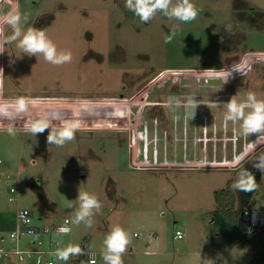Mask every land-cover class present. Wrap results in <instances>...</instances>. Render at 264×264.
<instances>
[{"label":"rangeland","instance_id":"1","mask_svg":"<svg viewBox=\"0 0 264 264\" xmlns=\"http://www.w3.org/2000/svg\"><path fill=\"white\" fill-rule=\"evenodd\" d=\"M191 2L200 10L192 22L157 13L142 23L127 10L126 0H0V41L12 34L7 13L18 9L29 17L25 30L43 29L58 50L72 53L70 63L56 66L42 55L22 53L15 43L0 47V121L28 122L46 114L58 116L52 119L56 122L130 118L131 125L136 114L126 109L127 103L145 111L147 98L201 96L195 117H184L178 127L173 115L164 112L186 116L191 106L176 101L150 109L167 115L158 142L151 138L152 128L131 141L128 131L81 127L75 140L57 147L47 143L50 130L34 136L14 127L16 135L10 136L0 126V236L5 244L17 212L26 208L37 225L70 217L71 231L60 236L61 248L87 244L96 264H104L103 240L115 225L132 236L124 264H249L250 244L228 243L213 218L216 191L235 181L242 169L255 170L256 154L264 151V143L255 141L244 151L246 139L264 141V134L245 137L240 121H224V104L232 95L237 102H245L249 92L264 100V0ZM229 24L233 34L225 31ZM208 71L214 94L206 89ZM21 96L29 98V107L16 113L15 100ZM138 120L144 127L147 117ZM134 146L140 161L152 164L134 166ZM233 149H238L237 163L210 164L223 151L232 160ZM159 160L161 165L153 163ZM258 185L247 204L238 191L239 208L264 209V173ZM78 191L96 195L102 204L92 227L73 222ZM177 229L185 232L183 238L176 237ZM0 264L34 262L8 256Z\"/></svg>","mask_w":264,"mask_h":264},{"label":"clouds","instance_id":"2","mask_svg":"<svg viewBox=\"0 0 264 264\" xmlns=\"http://www.w3.org/2000/svg\"><path fill=\"white\" fill-rule=\"evenodd\" d=\"M125 7L127 10L138 17L142 23H149L157 13L163 14L168 19H174L181 23L194 21L199 15V9L191 0H126ZM28 15L21 14L16 9L7 13L5 23L12 29V34L0 41V47L16 44L22 53L29 56L42 55L44 60L56 66H62L72 61V53L68 50H58L57 45L47 36L45 30L36 27H27L25 30L22 26L28 23ZM225 31L233 34L232 25H226ZM175 32L165 37V43H170ZM3 52V51H0ZM239 71V69H233ZM207 71V70H206ZM227 82V81H226ZM225 82V83H226ZM176 102L175 97H169L168 103ZM29 98L18 97L15 100V112L23 113L28 110ZM191 107L186 111V118L191 119L195 116V109L199 103L190 97L187 101ZM226 113L224 121L227 123L240 121V134L248 137L250 135L264 134V100H258L255 93L249 92L245 102H237L234 96L224 104ZM246 109L248 111L246 112ZM52 119H59L58 116L49 118L48 115H42L40 118L30 120L25 123L24 129L31 135L43 134L48 131V145L62 147L65 143L75 140L76 132L81 129L82 125L79 120H61L59 125H54ZM174 119H180L174 116ZM6 130L10 136H15L14 126L9 124ZM253 166L261 173H264V154L259 155L254 161ZM259 185L252 172L245 168L238 172L231 188L234 191L250 193L258 189ZM78 204L74 223L79 225L84 222L87 227H92L94 214L99 213L102 204L98 197L87 191H78L75 199ZM60 234H67L71 231L68 227H60L57 229ZM132 242L131 234L122 226H112L103 240V248L101 251L104 264H124L123 254L127 251L128 246ZM83 254L80 245L68 244L64 248H58L53 255L62 261L67 262L71 256Z\"/></svg>","mask_w":264,"mask_h":264},{"label":"built area","instance_id":"3","mask_svg":"<svg viewBox=\"0 0 264 264\" xmlns=\"http://www.w3.org/2000/svg\"><path fill=\"white\" fill-rule=\"evenodd\" d=\"M211 76H212V72L208 71L207 76H206L207 77L206 85H208V87L206 89L209 94H214V92H212L209 89V82H210ZM216 93L218 92H215V94ZM232 96H237V95L234 94ZM200 97L201 96L194 97V99L200 102L201 101ZM189 98L190 97H180V98H176V101L179 105L190 106L187 103ZM157 100H161L162 102H154ZM127 105L129 106V108H126V109H130L131 105L129 103H127ZM134 105H136L137 107H141L143 109V107L140 104H134ZM144 105L148 106L149 107L148 110L150 111V115L147 117V120L149 118H155L157 116L163 117L165 118V120L167 119L166 118L167 115L162 114L160 112L159 113L153 112L154 109L156 108L159 109L161 106L162 108H164L165 105L169 106L167 97L157 96V97L147 98L144 102ZM152 106H154L155 108H153ZM150 109H153V110H150ZM159 111L163 112L162 110H159ZM164 113L173 115V118L175 116L173 113H169L168 111ZM182 117L184 118L186 116L183 115ZM147 120H146L145 126L142 127L140 134L144 131V128L146 129L148 125ZM117 121H121V120H117ZM140 124L141 123L139 122L138 125L140 126ZM176 124H177V121H176ZM139 136H135L134 138L139 137ZM258 137L259 136H257L256 139H258ZM132 140H133V137L131 138V141ZM254 141H255V144L264 143L263 140H255L254 137H252L251 140L246 139V147L244 148V151L245 150L248 151L252 145L254 146L255 145ZM225 142H227V140H225ZM135 148L136 146H134V149ZM234 150L235 149L232 150V152L234 153L232 160L231 158H228V155L226 154H224L220 159H217L216 158L217 154H214L215 159L212 162H210V164L217 165V166H227V165L237 163L238 158H239L236 156L238 153V149H236L235 151ZM131 155H132L131 162L134 166L152 164L150 162H144V160L140 161L141 157L137 149H135V151ZM177 155L179 156V153H177L176 156ZM184 156L188 157V154L187 155L185 154ZM204 157L206 158L207 156H204ZM160 161L162 160H159V162H153V163H157L158 165H161L159 164ZM165 161H168V160H165ZM168 162H170V160ZM173 162L177 163V160ZM2 163H3V160L0 157V166ZM11 191L14 192V189L12 188ZM11 199H13V197H11ZM33 216H34L33 212L26 208L20 209L17 212L16 224L8 233V244L4 243L6 241L5 237H2L0 239V259L3 257H8V256L9 257L16 256L20 260L25 259V257H29L30 259H32L34 264H85L84 262H81L79 260V255L71 256L67 262L59 260L53 255V253H55V251L58 248L62 247V243L60 239V236L62 234L58 233L57 229H59L60 227L70 228V224L72 222V219L70 217L65 216L61 221H58V222L53 221L48 224L37 225V224H34L33 222ZM38 219L42 220V216H40ZM237 226H238V230L244 235H251L261 230L262 228H264V209H246L245 208L239 216ZM175 235L177 238H183L184 231L176 230ZM83 251H85V249H83ZM85 252H86V263L96 264L97 260L95 256L90 255L87 252V250Z\"/></svg>","mask_w":264,"mask_h":264},{"label":"trees","instance_id":"4","mask_svg":"<svg viewBox=\"0 0 264 264\" xmlns=\"http://www.w3.org/2000/svg\"><path fill=\"white\" fill-rule=\"evenodd\" d=\"M264 154L259 152L256 157ZM255 176L257 183L261 180V172L257 170L250 171ZM234 180H229L227 187L217 190L215 198L217 201V209L214 211V221L217 223L224 237L228 243L232 245L240 244L242 242L249 243L253 250V257L249 264H264V228L251 235H244L238 230V219L241 212L245 208H239L237 206L238 192L231 188ZM257 191V190H256ZM256 191L245 193L240 192L241 198L244 203H249L254 197ZM83 249L87 250V244H84ZM83 251L82 255H79V260L86 263V252Z\"/></svg>","mask_w":264,"mask_h":264},{"label":"water","instance_id":"5","mask_svg":"<svg viewBox=\"0 0 264 264\" xmlns=\"http://www.w3.org/2000/svg\"><path fill=\"white\" fill-rule=\"evenodd\" d=\"M180 119L176 120L177 121V124L176 126L178 127L181 123H182V119L183 117L182 116H179ZM165 118L163 117H160V116H157L155 118H149L148 119V122L149 124L147 125L146 129L145 130H151V128L153 129V135L151 136L152 140L153 141H156L158 142V138L160 136V132L162 129V126H164V123H165ZM26 121H19V122H13V121H0V126H7L9 124L13 125L14 127H24ZM52 123L54 125H59L60 122H56V121H52ZM151 123V124H150ZM81 125L82 127H127V123H112V122H102V123H90V122H81ZM157 127V129H155ZM225 127H228V124L225 125ZM164 130V128H163ZM166 130V129H165ZM165 130H164V133L165 134ZM185 146L188 145L187 142H183ZM167 153V152H166ZM172 161H175V159H172Z\"/></svg>","mask_w":264,"mask_h":264},{"label":"flooded vegetation","instance_id":"6","mask_svg":"<svg viewBox=\"0 0 264 264\" xmlns=\"http://www.w3.org/2000/svg\"><path fill=\"white\" fill-rule=\"evenodd\" d=\"M130 107H131L130 110L129 109L128 110L131 113L136 114V116L133 118L134 122L131 123L132 126L130 125V122H129L130 118H128L127 122H123V123H127V125H128L127 127H106V128H113V129H117L119 131H128L130 134V139H131L132 137L139 136L140 131L142 130V127L138 125V123H139L138 119L139 118L144 119V117H148L150 115V111L149 110L141 111L142 108L137 107L134 104H131ZM159 112H161V111H159ZM125 114H126V116L128 115L127 113H125ZM88 128H94V127H88Z\"/></svg>","mask_w":264,"mask_h":264},{"label":"crops","instance_id":"7","mask_svg":"<svg viewBox=\"0 0 264 264\" xmlns=\"http://www.w3.org/2000/svg\"><path fill=\"white\" fill-rule=\"evenodd\" d=\"M193 150H194L193 152H196L197 149L193 148ZM184 154H187V153L185 152ZM224 154H226V152L223 151L222 156H223ZM226 155H227V154H226ZM130 157H131V152H130ZM228 158H229V157H228ZM230 158H231V157H230ZM14 226H15V224H14ZM14 226H13V227H14ZM13 227H12V228H13ZM12 228H11V229H12ZM11 229H10V230H11ZM177 230H180V229H177ZM184 235H185V232H184ZM2 237H5V236H4V235H1V236H0V239H1ZM200 253H201L203 256H206V257H207L208 254H209V253H207V252H205V251H200Z\"/></svg>","mask_w":264,"mask_h":264}]
</instances>
